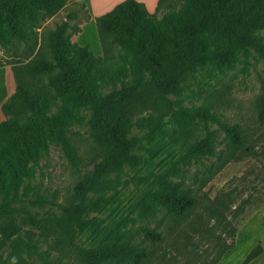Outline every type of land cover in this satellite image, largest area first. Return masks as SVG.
I'll return each mask as SVG.
<instances>
[{
    "label": "rangeland",
    "instance_id": "374dc122",
    "mask_svg": "<svg viewBox=\"0 0 264 264\" xmlns=\"http://www.w3.org/2000/svg\"><path fill=\"white\" fill-rule=\"evenodd\" d=\"M0 3V123L7 118L2 105L16 91L15 68L39 57L55 63L50 44L69 16L75 21L67 32L68 41L109 59L101 77L73 66V72L57 69L32 81L38 90L49 76L64 77L61 88L49 90L46 117L57 121L71 150L57 140L42 115L29 112L18 119L21 131L0 158V264H17L8 260L12 252L28 264H110L85 258L79 251L105 253L122 242L153 250L155 259L149 264H214L248 218L264 208V126L257 112L263 94L264 29L247 30L243 42L208 36L196 70L166 95L177 110L209 106L213 120L181 121L157 104L155 88L148 89L145 101L131 110L125 132L131 158L108 177L119 183L118 188L82 200L76 193L78 185L103 159L95 102L124 87L149 83L151 74L135 47L122 49L111 38H100L97 16L90 13L88 2L71 1L54 17L46 16L43 9L23 8L17 0ZM185 3L171 1L151 13L156 19L144 31V41L157 37L156 27L162 37L166 35L164 15L178 17ZM234 125L243 130L257 156L234 153L228 147L224 127ZM220 164L223 169L218 174L207 173ZM178 187L190 189L197 200L187 218L171 216L149 196L170 194ZM76 205L81 211L71 242L57 225L60 206ZM2 208L16 218L15 236H11L12 218ZM145 227L162 233L163 242L149 244L143 236Z\"/></svg>",
    "mask_w": 264,
    "mask_h": 264
},
{
    "label": "trees",
    "instance_id": "16d2710c",
    "mask_svg": "<svg viewBox=\"0 0 264 264\" xmlns=\"http://www.w3.org/2000/svg\"><path fill=\"white\" fill-rule=\"evenodd\" d=\"M17 1L26 9H43L48 17H54L71 3V0ZM171 1L182 0H160L156 12ZM2 6L0 3V8ZM10 10L13 8L10 7L8 11ZM155 16L156 14L148 11L144 3L126 0L106 15L96 18L98 33L103 41L108 37L122 49L135 47L141 53L143 67L151 74V80L149 83L113 91L103 100L95 102L100 124L97 142L103 152V159L95 166L91 177L78 185L76 193L82 200L90 194H102L118 188L119 183L109 180L108 177L119 172L122 165L131 158V146L125 132L131 123V110L145 101L148 89L155 88L159 93L157 104L165 106L168 112L175 113L181 121L214 119L209 106L196 110H177L172 107L166 95L178 88L184 79L196 70L199 65V53L204 49V40L208 36L222 35L243 42L247 30L264 29V0H208L205 3L202 0H186L181 15L178 17L172 14L164 15L162 26L167 28L168 35L162 37L159 30L161 28L156 27L154 33L157 37L151 35L144 41V31L154 23ZM74 21L75 16H69L50 44L55 63L39 57L28 66L15 68L16 91L1 108L7 118L0 123V158L6 153L8 146L16 141L17 133L21 131L18 119L29 112L45 117L57 140L66 149L71 150V145L57 121L46 117L51 106L49 90L61 88L65 84L64 77L51 75L43 88L38 90L33 87L32 81L39 80L57 69L69 73L73 66L94 71L100 77L103 75L102 67L109 62L108 58L97 57L87 46L81 47L68 41L67 32L72 28L71 22ZM261 83L263 94L259 99L257 112L259 123L264 126V79ZM224 131L228 147L234 153L249 152L251 155H258L255 148L247 145L244 132L238 125L225 126ZM209 153L215 155L213 149H209ZM222 169L223 166L220 164L215 171L208 168L207 173L214 176ZM149 196L176 218L189 217L197 204L192 191L180 187L170 194L158 193ZM60 208L62 218L58 222V229L72 242L81 205ZM2 212L12 218L11 236H15L18 233L16 218L6 208H2ZM143 236L153 246L164 240L162 233L147 227L143 228ZM11 247L12 251H15L13 244ZM233 247L234 242L219 255L214 264H218L224 254ZM79 252L85 258L110 264H149L155 259V252L148 247L130 246L126 242L116 244L105 253L82 250ZM260 252V248L255 249L245 264L258 257ZM13 254L10 253L8 260L17 264H28L19 261L17 255Z\"/></svg>",
    "mask_w": 264,
    "mask_h": 264
},
{
    "label": "crops",
    "instance_id": "0c3cea01",
    "mask_svg": "<svg viewBox=\"0 0 264 264\" xmlns=\"http://www.w3.org/2000/svg\"><path fill=\"white\" fill-rule=\"evenodd\" d=\"M77 3H89L90 13L93 16H103L111 12L117 5L126 0H71ZM146 5L153 13L160 0H137ZM87 4V3H86ZM260 248V255L248 264H264V208L256 211L238 230L234 247L228 250L218 264H245L248 256Z\"/></svg>",
    "mask_w": 264,
    "mask_h": 264
}]
</instances>
